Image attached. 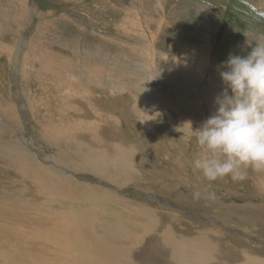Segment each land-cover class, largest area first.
Here are the masks:
<instances>
[{"label": "bare ground", "instance_id": "1", "mask_svg": "<svg viewBox=\"0 0 264 264\" xmlns=\"http://www.w3.org/2000/svg\"><path fill=\"white\" fill-rule=\"evenodd\" d=\"M20 1L0 0V58L6 78L17 76L11 87L0 83V129L13 133L0 137V161L10 166L0 170L9 171L7 179L15 183L4 188L6 179L0 180V264H264V247L200 227L177 212L181 205L190 211L199 208L197 200L210 201L209 195L172 178L166 162L151 160L147 168L138 167L143 160L134 157L136 148L117 126L116 115L132 113L143 128L164 131L170 148L188 153L192 160L200 155L194 137L192 145L185 144L191 136L184 123L191 120L193 129L199 127L215 111L214 97L222 89L217 71L222 62H211L206 40L212 26L199 37L201 23L195 22L199 16L211 22L215 14L210 4L179 0L184 12L196 6L199 13L181 26L178 14L172 18L179 24L163 14L152 20L168 0H130L117 7L123 14L114 24L120 38L96 34L94 25L88 31L62 15L69 26L86 29L89 35L53 38L44 21L31 28L34 37L28 42L20 31L30 28L38 11L28 12ZM48 10L43 11L46 17ZM165 24L167 31L162 30ZM238 49L235 55L248 52ZM231 50L225 49L222 59ZM157 114L162 119L151 128L147 119ZM29 123H34L31 131H14ZM156 151L168 159L163 144L156 145ZM212 183L250 190L264 199V171L250 168L242 180L226 176ZM129 185L131 190H125ZM148 186L156 188L150 192ZM190 189L200 195L185 193ZM112 192L138 200L140 208L124 204L119 205L123 212L108 209L110 195L116 197ZM245 206L246 211L226 209L239 219L238 225L226 224L264 243V204Z\"/></svg>", "mask_w": 264, "mask_h": 264}, {"label": "rangeland", "instance_id": "2", "mask_svg": "<svg viewBox=\"0 0 264 264\" xmlns=\"http://www.w3.org/2000/svg\"><path fill=\"white\" fill-rule=\"evenodd\" d=\"M61 1H63V0H60V1H58V0H25V1L21 0L20 5L22 4V7H25V4H26L27 8H28L27 9L28 12H29V10H34L35 13L38 11V14L36 13L37 17L34 16V17H36V18H34V22L33 21H32V23L30 22V24H31V25H29L30 28L27 27V25H26L25 31L23 28L22 31H20V35L22 34L24 36V38L28 37V42L33 40L32 37H34V35H32V33H33L32 31L34 30V28H36L39 24L45 23L44 21H47L49 24H47V26L45 28H47L46 29L47 32L53 38H54V36L58 37L57 35H59L60 37L66 38V39L69 36L70 37L80 36V38H85L87 35H89V33H87V32L90 30H93V28H92L93 25H94V27H98L95 29L96 34L98 32V34L101 33L100 35H104V36H110V37H117L118 36L119 38L121 37L118 34L119 32H117L118 27H116V26L119 24V21L123 17V14L119 12V9L117 11V7L119 8L122 5H127L130 0H78V1H75V3H71L72 5L71 4L65 5L66 8L63 4H61ZM106 1H108V2H106ZM180 1L184 2L185 0H180ZM180 1L179 0H168V1H166L163 4V7H160L158 12L153 14L152 20L154 18H156L159 14H163V18H166L170 22L173 21L175 24H179V23H177V21H174L177 18H175V17H174V19L172 18V16H175L176 14H178V15H182L181 17H179L180 22H181L180 25L185 26L187 24L184 23V25H183L184 19L187 20V17L190 19V17L192 15H193V17L197 16V14L199 16V13H197L196 10H194V9H196V6H190V8H188L185 11L186 12L185 13L182 10V6L179 4V3H181ZM191 1L194 2L196 0H194V1L191 0ZM206 1L210 4L209 6L214 10L215 17L213 16V14L211 17V22L213 24L211 22L207 23V19H205V17L203 19V18H201V16H199L198 21H195V22L201 23L200 24L201 27L199 28V30H200L199 37L202 36V34L205 31H207V28H209V26H212V27H210L211 32L209 33L208 37H206L204 35L206 37L207 42H208V46L211 47V56H210L211 62H217L218 63L219 61L220 62L225 61V59H222V57L225 55L224 54L225 49L232 48V50L230 52L234 55H235V53H234L235 48L237 49V47H238L239 48L238 50H241L242 47L244 46V42H245V37L243 36V33L250 32V33H253L254 35L264 34V0H206ZM85 2H87V3H85ZM188 2H190V1H188ZM201 3H202V1H201ZM114 4H117L118 6H116ZM95 7L97 9H99V8L100 9L96 10ZM164 7H166V8H164ZM43 8H44V10H43ZM48 9L51 12V14H50L51 16L49 15L48 17H46L44 15L43 11L48 10ZM78 9H79V13L74 12ZM85 10H86V12H85ZM164 10H166V11L164 12ZM197 10H198V8H197ZM187 12H189V14H187ZM55 13H57V14H55ZM62 15H65L68 18L75 19L76 21H78L80 23V25H82V27L84 26L88 31L86 29H85V31L84 30L82 31L76 25H70L69 26V24H67L66 22H64L62 20V18H61ZM138 16L144 17L143 15H138ZM82 17H84V18H82ZM53 18H55V19H53ZM91 20L92 21L95 20L97 23L95 22V24H94V22H91ZM99 20L101 21V23L99 22ZM103 21H104V23H103ZM109 22H110V24H109ZM195 22H192V23L197 24ZM4 24H5V22H4ZM8 24L10 25L9 27L12 26L11 23H6L5 25L8 26ZM24 24H25V22H24ZM24 24L22 23V25H24ZM114 24H116L115 27H114ZM0 25H1L0 26V33L4 34L3 25L1 22H0ZM110 26H112V27H110ZM191 27H192V25H191ZM166 28H168L167 30H169V27L165 24L162 27V30L167 31ZM216 31H217V33H216ZM67 35H69V36H67ZM123 39L125 41H128L125 38H123ZM30 44L32 45V42ZM244 51H250V48H248ZM3 59H4L3 57L0 58V81H1L0 83L3 82L4 84L11 87L12 86L11 83L16 80L17 76H15V77L9 76V77H11L10 79L6 78V76H5L6 72L2 66ZM133 66H135V65H132L131 67H133ZM27 85L29 86V84H27ZM148 87H149V85L146 86V88H148ZM130 114H132V113L125 112V113H123L122 117L120 115H116L118 118L117 126L119 127L120 135L122 136V138H125L126 142L131 147L136 148L137 152L134 154V157H136L137 160H143L141 163H139L138 167H142V168L146 167L147 168L150 165L149 161H151V160H155L156 162H166L165 166H166V168L168 167L167 169L169 170V174L172 178H174L175 180H178V181H183L186 184H190L192 186H195L196 189L203 190V191H205V193H207L209 195L210 201H208V199L205 197H202L201 200L200 199L197 200L201 204V206L203 205L202 207L200 206L199 208L190 211V210H186L183 208V207H185V205H181V206H178L176 208L177 212H179V213L184 212L183 214H185L189 218H191L200 227H203V228L213 227L215 230L218 229L217 231H219V232L223 233V231H224L223 234H225V235L227 234L228 236L237 237L239 239L240 238L241 239H247L249 245H251L252 247H254V246L264 247V243L263 242H257L253 235H250L249 233H245L243 231L238 232L237 229H234V228L230 229L228 224H226V222H228L231 226H233V224L234 225L239 224L238 223L239 222L238 215H236L237 213H234L235 215L234 214L232 215V213L227 214L226 209L235 210V208H236L238 211H242V209L246 211L247 207L245 205H247L251 202L257 203L258 205L264 204V199L257 198V196L253 195V192H250V190H248L249 192H246V190H242V191L234 190L232 188H229V186H227V185L216 184V183H212V182L210 183V182L206 181L198 172H196L190 166V162L192 161V158L189 156L188 153H185V152L179 151V150H175V149L170 148L168 146V142L165 141L166 134L164 131L159 132L158 134L156 132L153 133L149 129V127L143 128L142 126H140L137 123L138 119L136 117L130 115ZM139 118L144 119L143 117H139ZM159 119H162L160 114H157V117H155V118L147 119L148 125H150V122H151L152 123L151 128H153V126H154V128H156V124L160 123ZM33 124L34 123H32V125H31V123L24 124L21 127H18L17 129H15L14 131L17 132V131H19L20 128L23 129V127H26L27 131L29 132L33 128L32 127ZM137 125H139V126H137ZM11 135H13V133H11L7 130L0 129V137L1 136H3V137L4 136H11ZM103 137H104V135H103ZM158 139L159 140L162 139V140L159 141ZM192 139H193V137L191 136V140H187L185 142V144L192 145ZM176 141L179 142L178 139H176ZM157 142H159V143H157ZM89 143H90V140L88 138L87 144H89ZM159 144H163L164 152L166 150H168L165 152L166 155H168V159H166V158L163 159L161 157V155L157 153L156 145H159ZM165 148H166V150H165ZM142 154H144V155H142ZM0 166H2V168L3 167H10L9 165H7L3 161H0ZM8 176H11L9 174V171H6L4 169L2 171L0 170V180L6 179V182L3 184L4 188H8V186L10 184H15L13 179H7ZM165 178H166V176H164V177L162 176L161 180H164ZM133 180L136 182H139V183H143V182L147 181L146 178H134ZM183 182H181V183H183ZM102 183H103V181H102ZM241 186H243V185H241ZM88 187L94 193H100L101 194V193L105 192L104 189H99L96 187H90L89 185H88ZM88 187H86L85 185H79V189H82V190L83 189L86 190ZM131 187H133V186L129 185L128 187H125V190H131V189H128ZM148 187H149L148 191H150V192L154 191L152 188H156V187H151V186H148ZM227 189H229V190H227ZM125 190L124 191L122 190V192L124 193ZM138 190L139 189H136V191H138ZM194 190L195 189L186 190L185 193L187 192L190 195H195ZM139 193L141 194L142 190H140L138 193H134V194L139 195ZM111 194H116V197H112V195H110V199H109L108 205H107L108 209H110L112 211H122V208H120L119 205H124V204H129V205L131 204V205L135 206L136 208H140V206H141V205L137 204L138 200H133V199H129L127 197H123V196L119 195V193H116V192H112ZM240 194L243 196H241ZM216 197H217V199H216ZM221 205H223V206H221ZM239 206L241 207V209ZM240 232H242V233H240Z\"/></svg>", "mask_w": 264, "mask_h": 264}, {"label": "clouds", "instance_id": "3", "mask_svg": "<svg viewBox=\"0 0 264 264\" xmlns=\"http://www.w3.org/2000/svg\"><path fill=\"white\" fill-rule=\"evenodd\" d=\"M243 36L241 50L250 51L230 52L218 67L222 89L215 111L195 129L191 120L184 123L201 149L190 166L210 183L226 176L242 180L250 168L264 171V34Z\"/></svg>", "mask_w": 264, "mask_h": 264}]
</instances>
